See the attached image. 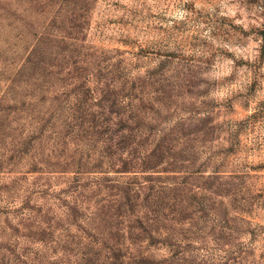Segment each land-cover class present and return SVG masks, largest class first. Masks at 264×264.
<instances>
[{"label":"rangeland","instance_id":"374dc122","mask_svg":"<svg viewBox=\"0 0 264 264\" xmlns=\"http://www.w3.org/2000/svg\"><path fill=\"white\" fill-rule=\"evenodd\" d=\"M106 63L127 77V88L144 82L152 125L168 129L172 156L182 159L176 172L153 179H190L194 200L214 203L219 245L228 250H213L215 263L264 264V0H0V264L81 256L75 249L86 240L69 225L73 179L53 163L71 152L75 160L97 157L61 136L80 77ZM88 103L77 115L102 112ZM184 167L198 175L184 177ZM125 175L116 177L143 180ZM87 187L83 197L96 188ZM194 222L198 233L202 222ZM185 223L163 227L193 241L184 255L197 263L198 234L188 235Z\"/></svg>","mask_w":264,"mask_h":264},{"label":"trees","instance_id":"16d2710c","mask_svg":"<svg viewBox=\"0 0 264 264\" xmlns=\"http://www.w3.org/2000/svg\"><path fill=\"white\" fill-rule=\"evenodd\" d=\"M92 62L89 60V64ZM96 66L89 76L80 77V85L74 90L76 101L67 105L65 134L61 136L56 128L55 133L67 146L75 145L78 149L87 146L98 153L97 157L88 155L75 160L78 153L71 152L53 163L54 171L69 174L67 179H73L69 186L74 195L69 207V225L74 226L86 242L83 247H76L75 254L81 253L76 261L63 258L48 264H217L212 257L213 250L222 251L223 257H227L228 250L219 245L225 237L223 229L214 223V203L209 199L207 203L203 199L194 200L192 195L198 194V185L193 186L196 189L189 188L190 179L166 184L152 177L176 172L175 164H181L182 159L172 156L168 129H155L152 125L155 118L150 115L151 104L143 98L144 82L136 84L133 81L127 88V77L120 71L115 73L107 63ZM116 74L118 87L113 78ZM148 74V80H153L152 73ZM92 78L98 83L95 88L89 85ZM80 88L83 91L78 93ZM90 101L96 102L102 112L77 115L78 104L88 110ZM46 129L43 126L41 133ZM183 169L184 177L198 175V169ZM128 174L139 175L138 179L143 180L120 182L116 177ZM82 180L85 181L79 183ZM87 185L96 188L91 190L92 196L83 197ZM101 190L105 191L103 196L99 193ZM208 191L213 192L211 187ZM196 219L202 222L198 233L190 231L196 228ZM173 220L180 226L187 222L190 225L186 228L188 235L198 234V256L201 253V258L198 257L197 263L193 257L184 255L193 241L165 231L164 223ZM208 223L212 224L209 228ZM143 238L148 241L146 246ZM150 245L165 247L168 254L155 258L147 253Z\"/></svg>","mask_w":264,"mask_h":264}]
</instances>
